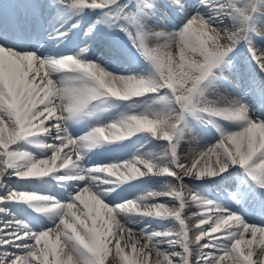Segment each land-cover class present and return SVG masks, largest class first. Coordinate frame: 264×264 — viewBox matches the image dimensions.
<instances>
[{
    "label": "snow or ice",
    "instance_id": "snow-or-ice-1",
    "mask_svg": "<svg viewBox=\"0 0 264 264\" xmlns=\"http://www.w3.org/2000/svg\"><path fill=\"white\" fill-rule=\"evenodd\" d=\"M262 28L264 0H0V264H264Z\"/></svg>",
    "mask_w": 264,
    "mask_h": 264
},
{
    "label": "bare ground",
    "instance_id": "bare-ground-1",
    "mask_svg": "<svg viewBox=\"0 0 264 264\" xmlns=\"http://www.w3.org/2000/svg\"><path fill=\"white\" fill-rule=\"evenodd\" d=\"M260 33L264 34V28L261 29ZM258 54H260V53H259V49H258ZM171 226H172V225L169 224V227H171Z\"/></svg>",
    "mask_w": 264,
    "mask_h": 264
}]
</instances>
